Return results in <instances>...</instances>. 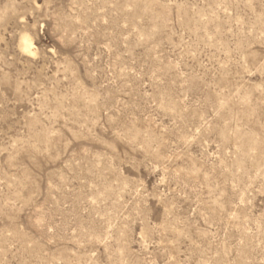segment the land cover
Wrapping results in <instances>:
<instances>
[{"label": "rangeland", "instance_id": "rangeland-1", "mask_svg": "<svg viewBox=\"0 0 264 264\" xmlns=\"http://www.w3.org/2000/svg\"><path fill=\"white\" fill-rule=\"evenodd\" d=\"M0 264H264V0H0Z\"/></svg>", "mask_w": 264, "mask_h": 264}, {"label": "bare ground", "instance_id": "bare-ground-1", "mask_svg": "<svg viewBox=\"0 0 264 264\" xmlns=\"http://www.w3.org/2000/svg\"><path fill=\"white\" fill-rule=\"evenodd\" d=\"M20 46H21V49L30 54L31 53V44L30 42L28 41L27 37L26 36H22L21 37V41H20Z\"/></svg>", "mask_w": 264, "mask_h": 264}]
</instances>
